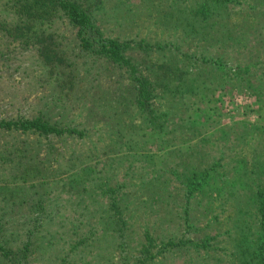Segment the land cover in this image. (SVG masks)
Listing matches in <instances>:
<instances>
[{
    "label": "rangeland",
    "instance_id": "374dc122",
    "mask_svg": "<svg viewBox=\"0 0 264 264\" xmlns=\"http://www.w3.org/2000/svg\"><path fill=\"white\" fill-rule=\"evenodd\" d=\"M75 1L105 38L132 43L154 97L141 112L130 74L81 52L60 16L42 30L65 63L46 67L35 29L10 35L0 0V121L83 133L0 131V246L21 264H258L264 0Z\"/></svg>",
    "mask_w": 264,
    "mask_h": 264
},
{
    "label": "trees",
    "instance_id": "16d2710c",
    "mask_svg": "<svg viewBox=\"0 0 264 264\" xmlns=\"http://www.w3.org/2000/svg\"><path fill=\"white\" fill-rule=\"evenodd\" d=\"M204 2H215L223 4L229 0H203ZM13 15L16 18V25L14 24L13 30L8 33H13V36L19 39H25V34H28L32 29H35V39L38 42L39 56L44 62L46 67L54 69H60L64 66L65 59L59 55L58 52H54L51 45V36L45 35L42 26L46 23H50L52 19L60 16L64 18L68 25L75 30L76 40L81 52L91 55L99 59H103L106 62L114 65L120 69L126 70L130 74V78L135 85V99L136 106L141 112H146V108L150 101L153 99L154 87L152 83L139 74L135 65L129 58L125 56L126 52L131 48L130 42H119L116 39L105 38L101 31L98 29L95 20L92 17L91 12L85 9L83 5L75 0H10ZM198 16L203 15L206 17L208 12L205 5H201L200 10L196 11ZM40 32L41 34H38ZM11 35V34H10ZM44 44H49L47 47ZM142 44V43H141ZM139 43V47L141 45ZM167 72V70H166ZM168 74V72L166 73ZM251 86V85H250ZM251 89V87H249ZM0 131L5 132H19L22 134H37L39 136L48 137H62V136H75L83 137V133L76 129H61L55 125L50 124L48 121L41 117L34 118L32 120H16V121H0ZM28 170L23 173V180L28 174ZM202 183H190L191 188L188 189L186 195L187 204L192 200L195 185ZM8 189L1 188L0 192H7ZM258 207L260 214L257 218V222L261 221L259 233L264 235V180L262 185L258 187ZM10 194V193H9ZM4 194V196H9ZM115 218H120L121 213L118 210V205L111 201L109 205ZM260 217V220H259ZM244 223V220L242 221ZM114 225L117 226V221L114 220ZM241 230L242 238L246 237V233ZM257 230V229H256ZM255 230V231H256ZM253 231V233H255ZM260 239V237H259ZM148 244L150 245L152 240L146 237ZM258 240V238H257ZM170 246H174L170 244ZM254 255L258 260V264H264V239L261 243L255 241ZM26 249L22 251L24 256ZM0 255L5 260L15 261L16 264H21L20 260H15L14 256L5 248L0 246ZM12 258L10 259V257ZM21 256V257H22ZM24 258V257H23Z\"/></svg>",
    "mask_w": 264,
    "mask_h": 264
}]
</instances>
